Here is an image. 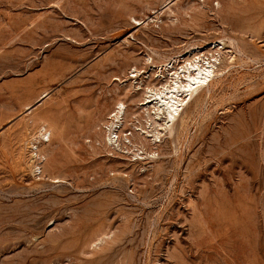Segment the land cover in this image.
<instances>
[{
    "label": "rangeland",
    "instance_id": "obj_1",
    "mask_svg": "<svg viewBox=\"0 0 264 264\" xmlns=\"http://www.w3.org/2000/svg\"><path fill=\"white\" fill-rule=\"evenodd\" d=\"M212 56L216 82L155 132L132 85ZM0 264H264V0H0Z\"/></svg>",
    "mask_w": 264,
    "mask_h": 264
},
{
    "label": "bare ground",
    "instance_id": "obj_2",
    "mask_svg": "<svg viewBox=\"0 0 264 264\" xmlns=\"http://www.w3.org/2000/svg\"><path fill=\"white\" fill-rule=\"evenodd\" d=\"M192 57L194 58L195 56L193 55ZM198 58L200 59V57H198ZM212 58H214L213 61L208 59L206 61V63H201L202 60L201 61L197 60L198 62H193V63L190 62L186 66H184V65L181 66V71L176 69V67H175V62L177 60L175 62H169V65H171V69L166 70L167 76H164L165 72H161V75L156 77V79L163 77L165 79V81L169 84V85L168 84L163 85L161 88L159 87V86H161V84H159V86H158L159 88H157L155 86H152V88H151L149 86H145V84H144V85H142L143 88H139V89H136V87H133V85H132L133 92L136 93L137 90H142L143 93L147 94V96L145 98H143L142 103H140L142 106V109H140V111L142 110V112H145L147 114V116L150 118V120L153 122V124L155 125V128H153V129H155L154 130L155 132L160 134L161 132L164 133V131L167 130L170 134H172L173 130L176 129L174 127H177L178 126L177 123L179 121H181L182 115L185 113V110H187V107H189V105L192 104L194 97L196 98L195 95L200 90H202V92H203L202 88L206 89L207 87L210 88V86H213V84L216 82V80H215L216 76H219L218 74L223 71L222 65H224V64H221L219 61L218 65H220V66H216L217 65L216 63L218 61V57L212 56ZM189 61H191V59H187V58L185 59V62H189ZM204 61H205V59H204ZM169 65H167V67H169ZM151 66H153V65H151ZM134 70H133L134 71L133 73L135 75L132 74L133 76L130 78L141 79V78H138L141 73L139 72L140 74H138V70L135 68H134ZM159 71H160V69H159ZM147 78H149V76ZM140 84H138V85H140ZM152 84L153 83H151V85ZM130 90H131V87L126 88L124 91V95L127 96ZM206 90H208V89H206ZM137 95H133L131 97V100H134L135 96H137ZM42 96H44V95H42ZM42 96H41V98H42ZM197 96H199V95H197ZM120 97H122V95ZM112 106H113L112 111H110L107 114V116L105 117V119L102 120L103 124L105 126V128L103 127L104 130L102 131V134H103L102 135V143L106 147H108V145L111 146L113 144H119V142H120V135L119 134H123L125 132L123 130V127H125L128 124L129 118L133 116L131 114H128L127 107L125 106V103L120 99L116 100V102L114 104H112ZM33 108H34L33 106L26 108V113L27 114L32 113L31 111L33 110ZM139 116H141V113H139ZM44 121H43V123L45 125L46 122H44ZM145 122H143V123H145ZM176 124H177V126H176ZM148 125H149V123H148ZM140 127H142V126H140ZM140 127L137 129H140ZM150 130H152V129H150ZM55 132H57V131H56L54 126H49L48 129L45 126H41L40 140L42 139L44 143L49 144L51 142V139H52L51 137ZM131 134H132V136H134L133 133H131ZM142 134H140V133L137 134L141 144L143 145L142 148L140 147L141 149L139 148V150H142V151L144 150V148L146 146L150 147L152 145H156L158 141L161 142V140H162L159 137L162 133L158 136L159 140H158V137L156 135L151 136L148 134V132H147L148 135L146 134L144 136V132ZM152 137L154 139H151ZM127 138L128 137H126V139ZM127 143L132 144V141L129 140V142H127ZM134 147H136V146H134ZM115 148H117V147H115ZM36 149H38V147H36ZM112 149H114V148H112ZM126 149L128 151L130 150L128 147H126ZM124 153H125V150H124ZM142 155H144V157ZM154 155L155 154L152 151H145L144 154H140L138 152L133 153L132 156L135 157V161H137V160L141 161V160H143V158L153 160ZM34 156L36 158H39L40 160H42V162L47 161L48 159L52 160V152H49V151L44 153V154L41 152L34 153ZM140 156H142L143 158ZM145 156H146V158H145ZM156 160H157V157H156ZM131 161H133V160H131ZM36 168L42 173V167L41 166H38ZM36 168H35V170H36ZM33 171H34V169H33ZM54 180H56V178Z\"/></svg>",
    "mask_w": 264,
    "mask_h": 264
}]
</instances>
